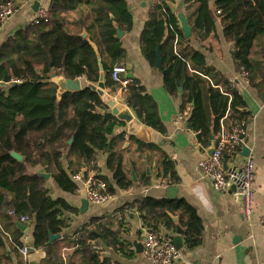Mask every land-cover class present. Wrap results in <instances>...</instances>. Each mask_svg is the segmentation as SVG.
I'll return each mask as SVG.
<instances>
[{
    "label": "trees",
    "instance_id": "obj_1",
    "mask_svg": "<svg viewBox=\"0 0 264 264\" xmlns=\"http://www.w3.org/2000/svg\"><path fill=\"white\" fill-rule=\"evenodd\" d=\"M11 1L0 0V4ZM175 1L164 0L151 10L141 35V49L155 68L160 48L164 87L169 94L178 95L183 86L181 110L191 109L187 128L208 145L210 138L220 132L221 120L226 115L223 125L229 129L236 123L247 127L251 114L239 92L207 65L204 54L191 42L216 39L219 20L225 39L235 45L237 71L248 72L251 85L264 92V73L260 72V68L264 72V52L259 62L255 60L258 51L254 50L258 44L264 47V0H214L216 13L210 0H184L193 32L190 39L184 37L172 9ZM49 8L47 18L34 19L0 45V264H14L7 249L17 253L24 247L21 230L11 213L18 221L25 216L33 221L34 247L46 253L45 264H64L58 242L49 244L50 236L62 234L69 227L64 213L76 210L52 196L46 187L47 180L36 176L38 169L50 174L61 191L76 195L79 184L74 177L84 171L87 176L97 169L93 163L104 154L112 180L97 174L93 179L105 185L103 193L115 196L134 186L132 169L143 185L150 183L145 173L141 176L137 171L139 163L131 149H123L127 138L136 143L140 162L149 160L141 155L145 148L159 149L128 135L126 124L112 115L97 92L85 87L79 93H66L58 99V87L51 81L56 73L97 85L101 61L106 90L111 94L118 92L120 84L113 80V70L124 64L126 53L117 30L127 35L133 29L127 1L52 0ZM84 30L87 38L81 36ZM129 79L127 89L121 92L123 103L143 125L166 135L155 101L138 80ZM118 128L123 129L120 134H116ZM11 152L23 160L13 158ZM232 157L226 154L224 160ZM157 176L169 180L168 185L178 184L174 163L164 154L157 160ZM133 212L138 213L143 227L151 232L159 233L162 228L176 232L181 227L183 242L189 250L202 244L203 221L194 207L183 200L144 197L111 215L93 218L77 231L73 242L77 250L68 264H112L99 259L94 243L98 240L128 255V244L115 228L126 233V219ZM172 217H178V221ZM1 230L12 237L15 246L8 244L7 248ZM16 262L26 264L20 254Z\"/></svg>",
    "mask_w": 264,
    "mask_h": 264
},
{
    "label": "crops",
    "instance_id": "obj_2",
    "mask_svg": "<svg viewBox=\"0 0 264 264\" xmlns=\"http://www.w3.org/2000/svg\"><path fill=\"white\" fill-rule=\"evenodd\" d=\"M12 1L19 6V11L5 24H0V45L19 29L25 27L35 19L36 13H34L33 6L36 2H39L40 7H49L52 0ZM126 1L133 15V29L127 35L124 33L125 35L121 39L126 53L122 66H125L127 69L128 73L126 77L138 80L145 87L146 93L155 101L159 117L167 133L166 135L159 133L162 136L160 145L143 142L145 145L152 144L159 146V149L148 150L145 148L141 152V155L149 158V160L142 162L138 159L140 152L137 150L136 143L127 138L122 144L123 149H131L133 158L139 163V170L137 171L140 172L141 176L145 173L149 177L150 183L149 185H143L139 181L135 169H132V171H135L137 178V180H134V186L126 191H118L113 200L102 206L89 203L88 209L82 211L81 207L82 201L85 199V188L81 182L79 183L74 179L79 184V189L76 195H72L61 191L51 177L47 180L46 187L50 190L52 196L55 199H63V201L76 210L75 213H64V217L69 221V227L64 229L60 240L54 241L58 242L64 264L70 262V257L74 256L77 250L73 243L75 240L74 234L77 231L89 224L93 218L111 215L126 204H131L144 197L171 201L183 200L195 208L198 216L203 221L202 244L191 250L184 247L183 252H181L182 258L175 264H264V92L261 89L254 88L250 80L247 82L242 77V73L237 71L233 58L235 45L225 39L224 30L219 20L215 28L216 39L209 38L205 43H200L195 39L192 40L191 45L204 54L207 65L222 75L230 83L231 87L239 92L247 105V110L251 114V120L247 125L244 137V146L239 155L235 159L230 160L244 161L246 156L243 154V149L245 147L250 150V154L254 157L255 212L249 223L243 217L242 201L234 197L230 192L216 191L212 183L204 178L199 171L200 162L209 156L208 150L211 146L212 138H215L216 141L217 136H212L209 144L205 145L199 139L197 133L187 128L186 121L190 117L191 109L187 107L183 112L181 110V94L183 90L182 92L178 90V95L169 94L164 87V74L156 67L150 66L143 55L140 39L151 12V0ZM210 6L213 12L216 13L214 0H210ZM172 9L177 17L179 14H183L189 22V18L185 14L184 0H176L172 5ZM200 38H203V35ZM205 46H210L211 48ZM254 50L255 52L258 51V56L255 60L262 61L264 47L258 44ZM260 72L264 73L262 68H260ZM82 82L83 86L87 84L83 79ZM231 82H234V85ZM181 87L183 88V86ZM106 92L117 100L120 108L127 107L123 103L120 90L116 94H111L108 90ZM130 110L135 115L133 110ZM181 114H187L186 119L184 122L177 124L178 117ZM135 118L140 122L136 115ZM122 131V128H118L116 134H120ZM163 154L168 156L174 163L178 184L168 185L169 180H163V178L157 176V160ZM106 161L107 156L100 154L96 163H93L97 169L89 171L87 176L85 175V171L78 174H82L85 178L90 176L94 178L97 174L106 176L111 181L112 174L106 167ZM33 171L35 172L36 170L30 169V172ZM41 172L44 173L40 169L37 170V173ZM171 186L177 187L175 199L167 197V188ZM4 212H7V210L5 209ZM10 216L15 223L18 221L12 213ZM25 225L28 226V231H21V241L24 247L29 249L30 247H34V223L30 219ZM125 226L126 233L117 226L115 230L121 239L128 244V255L117 252L107 247L102 240H98L94 243L97 244L99 259L101 261L107 260L112 264H150L144 252H138L135 247L136 243L143 246L148 232L143 227V222L137 212H133L132 216L126 219ZM2 232L7 248L9 247L8 244L15 246L12 237L6 235V232ZM176 232H170L162 228L159 233L167 237V235H176ZM6 254L14 264H17V254L23 256L21 248L18 249L17 253H13L7 249ZM25 260L27 264V259ZM45 260H43L42 264H45ZM3 264H6V262Z\"/></svg>",
    "mask_w": 264,
    "mask_h": 264
},
{
    "label": "built area",
    "instance_id": "obj_3",
    "mask_svg": "<svg viewBox=\"0 0 264 264\" xmlns=\"http://www.w3.org/2000/svg\"><path fill=\"white\" fill-rule=\"evenodd\" d=\"M163 1L151 0V10L161 5ZM18 11L19 6L13 1L7 4H0V24H5ZM49 11V7L41 6L35 15V19L47 18ZM127 73L125 66L115 67L113 70L112 77L115 82L120 84V92L125 91L131 82L126 77ZM241 73L242 77L249 82L248 72L242 71ZM231 84L234 85V82H231ZM186 115L181 114L178 117L177 124L184 122ZM226 117L227 115L221 120V130L217 135L213 154L200 162L199 171L204 178L212 183L216 191L230 192L234 197L242 201L244 220L250 223L255 212V161L251 154L246 156L242 162L230 161L239 155L244 146L247 127L244 123H236L228 129L223 125ZM226 154L233 157L225 161L224 156ZM74 179L83 184L85 198L90 204L102 206L113 200L114 196L102 192L105 189V185L97 183L92 176L85 178L82 174H77ZM119 220H122L121 216H119ZM29 221L30 218L27 216L22 217L20 220L23 224ZM21 252L24 258L27 259L28 248H21ZM143 252L150 264H175L182 258L181 251L176 248L174 243L158 232H147L143 243Z\"/></svg>",
    "mask_w": 264,
    "mask_h": 264
},
{
    "label": "water",
    "instance_id": "obj_4",
    "mask_svg": "<svg viewBox=\"0 0 264 264\" xmlns=\"http://www.w3.org/2000/svg\"><path fill=\"white\" fill-rule=\"evenodd\" d=\"M40 8L39 2H36L33 6L34 13H37V11ZM178 19L180 21V25L184 34V37L186 39H190L192 37V27L189 25V22L187 18L183 14L178 15ZM118 33V38L122 39L124 37V32H122L120 29L117 30ZM83 38L88 37V33L86 30L83 31L82 35ZM95 48L96 51H98L97 47H95L94 44H92ZM98 58L100 59V55L98 54ZM100 63V70H101V75H100V82L96 84H87L83 86V82L81 78H76L74 80L66 78L65 74L57 75L56 73H53L51 76V81L54 83L57 87V98L61 99L62 96L66 93H72L76 94L81 92L82 90L85 89V87L90 88L91 90L95 91L98 93V95L102 98L103 103L110 109L112 115L118 118V120L124 122L126 124L127 128V133L131 136H134L138 140L145 142V143H154V144H161L162 136L159 133L154 132L151 128L142 125L140 122H138L135 118V115L132 113V111L128 107L120 108V104L115 100L110 94L106 92V87L104 84V75H103V68ZM162 67V59H161V54H160V48L158 49V62L156 65L157 69H161ZM2 88V86H0ZM183 88H179V92H182ZM72 143V141L70 142ZM215 149V138H212V143L211 146L208 150L209 156L213 154V151ZM243 154L245 156H248L250 154V150L248 148L243 149ZM11 156L18 161H22L23 157L20 156L19 154L15 152H11ZM132 175L134 180H137L135 171H132ZM37 177L44 178L45 180H49L51 175L47 173H37ZM234 190V188H233ZM177 193V187H169L167 188V197L169 199H175ZM89 207V202L85 198L82 201V211H86ZM175 222L178 221V217H172ZM17 227L23 231L27 232L28 231V226L21 223L20 221L16 222ZM151 231L148 230V233ZM183 234L184 231L181 228H178L176 235H167V238H169L176 248L183 252V249L185 247V244L183 242ZM62 237L61 234L59 235H51L50 236V241L49 244H52L56 240H60ZM135 247L138 252H143V246L139 244H135ZM47 258L46 253L43 250H36L35 247H30L28 249V254H27V264H42L43 260Z\"/></svg>",
    "mask_w": 264,
    "mask_h": 264
}]
</instances>
